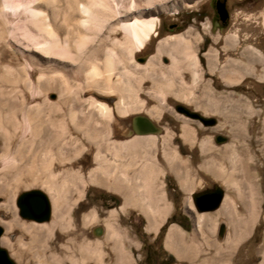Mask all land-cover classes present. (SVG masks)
I'll use <instances>...</instances> for the list:
<instances>
[{
	"label": "rangeland",
	"instance_id": "rangeland-1",
	"mask_svg": "<svg viewBox=\"0 0 264 264\" xmlns=\"http://www.w3.org/2000/svg\"><path fill=\"white\" fill-rule=\"evenodd\" d=\"M68 1L54 0L53 14L45 0H0L1 247L16 264H99L94 250L84 254L81 247L101 242L102 264H119L116 244L123 247V264H161L169 253L153 259L166 225L160 238V232L153 238L144 230L146 216L155 217L147 212L151 194L144 197L153 180L155 210L169 208L173 199L177 210L191 207L192 222L197 216L183 239L168 244L175 251L171 264H264V0H227L229 25L216 31L210 0H91L97 11L92 17L66 16ZM199 9L207 14L201 23L197 17L184 22ZM139 10L140 18L155 20L142 49L122 28ZM171 23L182 27L170 29ZM76 25L81 35L73 33ZM207 36L205 49L213 53L205 68L196 52ZM166 39L189 54L177 55L185 57L184 67L170 62L176 53L155 52ZM243 49L262 64L235 65ZM235 69L241 77L233 75ZM182 107L215 123L206 125ZM138 114L157 124L164 141L136 143L137 137L156 135L134 131ZM185 126L190 140L182 135ZM225 148L243 159L257 200L249 232L240 239L233 225L245 213L243 201L205 162ZM148 154L156 162L149 179ZM124 171L134 193L124 189ZM174 175L193 184L185 197L170 188ZM217 186L223 190L220 205L199 211L193 194ZM34 190L48 197L49 220L20 215L18 196ZM56 218L61 224L52 225ZM182 241L192 242L188 254Z\"/></svg>",
	"mask_w": 264,
	"mask_h": 264
},
{
	"label": "bare ground",
	"instance_id": "bare-ground-1",
	"mask_svg": "<svg viewBox=\"0 0 264 264\" xmlns=\"http://www.w3.org/2000/svg\"><path fill=\"white\" fill-rule=\"evenodd\" d=\"M45 1L49 5V7L51 8V12L53 14H56L58 10L54 4L55 3L54 0H45ZM103 1L105 4V3H107L106 1H108V0H106V1L103 0ZM93 4H95V3L91 0H69L68 4H67L68 8H66L67 12H65V11L64 12H65L66 16L71 15L70 14L71 12H72V14H76L78 12H84V13L88 14V16L92 17L97 12L96 9L93 7ZM124 12L126 13V10ZM142 12H143V10H139L137 12V14H135L136 16H133V18L130 21L122 24V28L129 34V37L132 39V41L134 43H136L138 45V47L140 49L144 48L147 45V43L151 40L153 32H154V28H155V20L140 18V15L142 14ZM73 28H74L73 33L75 32V34L81 35V33H82L81 29H79V27L77 25H76V27H73ZM155 52L158 53L160 56L164 55V54H169L171 52L176 53V54H173L176 56L179 55L178 53H182V52H184L185 55L188 54L187 51H185V50L183 51V45L182 44H180L179 42L173 41V40H169V39L161 41L159 46L155 49ZM190 54H192V52ZM175 57L170 62L172 64H174L176 67H178V66L182 67L183 62L186 61L184 59L185 57H181V56L180 57L177 56L176 58ZM148 64L149 63H147V65ZM149 66H153V64H151ZM183 67H184V65H183ZM96 70H97V66L94 67V71H96ZM92 73H94V72H92ZM230 82L232 83L233 81H230ZM159 129L160 128L157 129L156 133L152 132V133H155L156 135L137 137L136 143L138 145H144L145 143H153L154 144L158 141H161V142L164 141L163 140L164 137H162L158 132ZM142 134H144V133H142ZM190 134H191V131L188 129V127L185 126L183 133H182L185 140H190ZM166 142H167V140H166ZM202 147L205 150L204 144ZM232 153H233V155H232ZM166 155H169L168 151L165 152V156ZM147 156H149V158L152 161L150 160V161L146 162V165L144 168L146 175H144V176H146L147 179H149V176L152 174L153 168H154L156 162H155V159L153 158L152 154H148ZM166 158H167V156H166ZM171 161H173L172 163H174V160H171ZM205 162H207V163L212 162V165H214V171H215L216 176L223 179L224 181H226L228 183L229 182L232 183V185L237 189L239 197H241V199L243 201L245 213L242 216H237L235 218V219H237V223H235L233 221L234 218H232V217L231 218H232L233 223H235L233 225L234 228L240 229V232H239V234H236V237H238V239L243 238L249 232V227H250L251 222L253 220V215L255 214L256 206H257V200L255 199L256 194L252 193V184H251V181L249 180V177L246 175V171L244 168L245 163H244L243 159H241V157H239L237 154H235V152H230L229 148H225L223 154L218 155L217 159H216V157H213L212 159L211 158L205 159ZM226 166H228V167H226ZM122 175L125 176V180H126V182L124 184V189H127L128 192H130V193L131 192L134 193V189H135L134 185L135 184H128L127 183L128 177H126V175H127L126 171H124ZM246 189H248L249 192H247ZM149 199L154 201L152 195ZM221 212L222 213H228V210L226 209V207L225 208L223 207V210ZM202 217H203V215H201L199 217V219H201ZM238 222H239L240 226L239 225L236 226L238 224ZM112 231H113V234H116V235L118 234L117 230L113 229ZM170 232L172 234V233H174V230L171 229ZM101 233H102L101 231L97 232L98 236H101ZM191 243H187L186 241H182V243H181L182 246L185 245V247H184L185 248V250H184L185 254L186 253L188 254L191 251V248H190L191 246H188V244L192 245ZM100 244H101V242H95L94 244L92 243L91 244L92 246H91L90 243L87 242V244L85 246L87 249L85 247H81V248H82V251L84 252V254H87V252L89 250L91 252L94 250L95 254H96L97 261L99 262V264H102L101 261H102L104 255H103V251L100 247ZM113 250L115 251V254L117 257L116 260L119 262V264H123L122 263L123 259H124L123 258V256H124L123 247L121 245H119V247H118V245L116 244L115 246H113ZM263 257H264V253H263Z\"/></svg>",
	"mask_w": 264,
	"mask_h": 264
},
{
	"label": "crops",
	"instance_id": "crops-1",
	"mask_svg": "<svg viewBox=\"0 0 264 264\" xmlns=\"http://www.w3.org/2000/svg\"><path fill=\"white\" fill-rule=\"evenodd\" d=\"M252 52V51H251ZM251 52H250V54H251ZM249 52H248V50L247 49H243V52H242V50H241V53H240V56H239V58H237V57H234L233 58V63L235 64V65H237V64H241V63H245V62H247V61H250V63H259L260 64V62H261V64H262V61H260L259 60V57H257L256 55H255V53H253L252 52V54H251V57L249 58ZM253 54L255 55V61H252V56H253ZM243 61V62H242ZM235 71H237L236 69L235 70H231V72H233L234 74L233 75H235V76H237V75H241V74H237ZM237 74V75H236ZM241 77V76H240ZM174 182H175V184L177 185V187L180 189V191L183 193V195H182V197H185L184 196V193H186V191L188 192V187H193V184L192 183H188V181H187V185H184L183 183H182V180L181 179H179L178 178V176H175L174 175ZM150 181V182H149ZM152 181L153 180H148L147 182H149V184L148 185H145L146 187H145V191H146V195L144 194V197H146V198H148V196H150V194L153 196V200H154V203L153 204H151V206L149 205V204H147V207H148V205L151 207H149L148 208V213H150V215L151 214H153V215H155V217L153 218V217H148V215L146 216V220H147V222H146V227H145V231L149 234V235H151V236H153V238H156L157 236H158V234H159V232L161 231V228L164 226V225H166V230L164 231V235H163V238H162V248H163V250H165L167 253H169V254H175L174 252V250L173 249H171L169 246H168V244L169 245H172V244H174V243H172V241L173 240H175L176 238H177V240L179 239V240H181V239H183V237H185V234L183 233L184 231H185V229H184V227L179 223V222H177V221H168V219L173 215V213L175 212V210H176V208H175V203H174V200L173 199H171V201H168L167 200V203L169 204V208H168V206H165V207H163L162 209L161 208H159V209H156L155 210V202H156V199L155 198H157V196H156V193H154V188L155 187H153V183H152ZM146 184V183H145ZM203 183H200V185H202ZM117 187H119V185L117 184V186H116V188ZM193 192L194 191H192V192H190V193H192L193 194ZM181 197V198H182ZM149 199V198H148ZM149 201H150V199H149ZM181 202H182V200H181ZM150 203H152L151 201H150ZM183 203H184V199H183ZM183 203H181V205L182 206H184V204ZM188 208H189V210H190V206H188ZM168 209H169V211H168ZM189 210H187V209H185L184 207L181 209V211H182V213L185 215V220L188 222V223H190V224H195L196 225V223H197V216H195L194 218V221L192 222V217L189 215ZM156 211H158L159 212V217H158V212H156ZM59 212H60V210H57L56 209V216H58V214H59ZM168 212V213H167ZM154 213H156V214H154ZM156 217H158L157 219H156ZM203 218V217H202ZM202 218H201V220H202ZM60 221H61V219H55L54 221H53V223H52V225H55V224H61L60 223ZM212 221H213V219L212 220H207L205 223H203L204 224V226L203 227H205V225H206V227H209V225L212 223ZM210 223V224H209ZM208 225V226H207ZM47 227H49V225L48 226H46L45 227V229L47 228ZM171 229H173L174 230V233H172L171 234V232H170V230ZM45 234V233H44ZM44 236V235H43ZM176 244V243H175ZM176 248V247H175Z\"/></svg>",
	"mask_w": 264,
	"mask_h": 264
},
{
	"label": "water",
	"instance_id": "water-1",
	"mask_svg": "<svg viewBox=\"0 0 264 264\" xmlns=\"http://www.w3.org/2000/svg\"><path fill=\"white\" fill-rule=\"evenodd\" d=\"M219 8L222 12L223 18H225L228 15L225 0L224 1L219 0ZM184 112H186V114L189 115L190 117L200 119L205 124L215 123V119L213 118H204L200 114L195 113V112H190L188 110H184ZM133 128L136 133L142 134V133L156 132L158 127L147 116L137 115V116H134L133 118ZM218 140H221V138L219 137ZM38 191L42 193L44 197L40 196L38 201L36 200L35 202H32L31 208L36 214L47 209L46 214L43 217H33V215L29 213L30 208L20 203V197L24 195L26 192L18 196L17 205L19 207L20 215L27 217L29 219H33V220L41 222V221L50 219L51 207L49 204V199L46 196V194L41 190H38ZM222 199H223V190L218 186L211 190H205V191L193 194L194 204L199 211H206V210H212V209L217 208L220 205ZM37 206L39 208H37ZM2 232H3V229L0 227V236ZM0 264H16L9 256L7 250L1 247V245H0Z\"/></svg>",
	"mask_w": 264,
	"mask_h": 264
},
{
	"label": "flooded vegetation",
	"instance_id": "flooded-vegetation-1",
	"mask_svg": "<svg viewBox=\"0 0 264 264\" xmlns=\"http://www.w3.org/2000/svg\"><path fill=\"white\" fill-rule=\"evenodd\" d=\"M221 1H224V0H221ZM225 2H226V9H227L228 15L225 18H223L222 12H221V10L219 8V0H210L209 17H210L211 22H212V28H213L212 30L213 31H216L217 29L226 28L229 25L230 13H229V10H228V7H227V0H225ZM205 15H207V14L204 13V11H201V9H199V11L197 13H194L192 16H188L187 19L184 20V22L186 23L188 20H194L197 17V20L199 21V23H201V21H202L203 17H205ZM181 27H182V24H178V23H171L170 26H169L170 29H178V28H181ZM208 38H209V36H207L203 40L202 47L200 49H198L197 52H196L197 58H198V62L200 64H202L203 67L205 66V68L208 67V64L206 62V58H208V56H211L212 53H213V52L208 51L209 50L208 48L205 49L206 46H208L210 44V40L208 41ZM208 53H209V55H208ZM139 59L141 61H143L146 58L139 57ZM166 60L167 59H164L165 62H166ZM207 73H208V71H207ZM184 110H187V109L184 108V107H182L180 109V111H182V112H184ZM190 112H192V111H190ZM184 113H186V112H184ZM138 115H141V114H138ZM135 116H137V115H135ZM143 116H145V115H143ZM133 118H134V116L132 117V127H133ZM206 125H212V124H206ZM219 137L221 139H223L222 136H219ZM167 176H169L171 178V175H166L165 177H167ZM170 188H172V190L176 194V197H178V195L180 194L181 191L177 187V185L176 184L172 185V183H171ZM209 189L210 188L207 187V190H209ZM40 196L44 197V195L42 193H40L38 190H34V191H28V192H26L24 195H22L20 197V203L22 205L30 208V212L29 213H31L33 215V217H43L46 214L47 209H45L42 212L36 214V213H34L33 209L31 208V203L35 202L36 200L38 201ZM37 208H39V207L37 206ZM178 210L182 213L181 209H178Z\"/></svg>",
	"mask_w": 264,
	"mask_h": 264
},
{
	"label": "trees",
	"instance_id": "trees-1",
	"mask_svg": "<svg viewBox=\"0 0 264 264\" xmlns=\"http://www.w3.org/2000/svg\"><path fill=\"white\" fill-rule=\"evenodd\" d=\"M168 221H177L179 222L184 228L189 229L190 225L189 223L185 220V215L183 213H181L180 211L176 210L175 213H173V215L168 219ZM165 225L161 228L160 234H159V238L162 235L163 231H164ZM162 248V247H161ZM163 248L161 249V252L159 254H156L157 256L155 257V259H153V261H159V256L163 253H167L165 250H163ZM146 261L150 263L151 259H150V255L147 254L146 257ZM175 261V257L172 254H168V259L164 260L162 259L161 264H171Z\"/></svg>",
	"mask_w": 264,
	"mask_h": 264
}]
</instances>
